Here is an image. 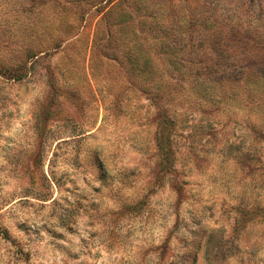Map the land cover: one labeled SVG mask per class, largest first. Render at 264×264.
I'll list each match as a JSON object with an SVG mask.
<instances>
[{"label": "rangeland", "instance_id": "374dc122", "mask_svg": "<svg viewBox=\"0 0 264 264\" xmlns=\"http://www.w3.org/2000/svg\"><path fill=\"white\" fill-rule=\"evenodd\" d=\"M0 264H264V0H0Z\"/></svg>", "mask_w": 264, "mask_h": 264}, {"label": "trees", "instance_id": "16d2710c", "mask_svg": "<svg viewBox=\"0 0 264 264\" xmlns=\"http://www.w3.org/2000/svg\"><path fill=\"white\" fill-rule=\"evenodd\" d=\"M221 68V65H219V70ZM231 68V67H230ZM232 68H235V67H232ZM246 68H252V67H246ZM244 69V67H241L240 70Z\"/></svg>", "mask_w": 264, "mask_h": 264}]
</instances>
